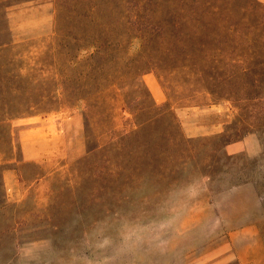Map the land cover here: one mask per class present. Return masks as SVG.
<instances>
[{
    "label": "rangeland",
    "instance_id": "1",
    "mask_svg": "<svg viewBox=\"0 0 264 264\" xmlns=\"http://www.w3.org/2000/svg\"><path fill=\"white\" fill-rule=\"evenodd\" d=\"M246 1L237 0L238 7ZM254 2L257 9L264 8L263 0ZM57 7L56 0H0V42L10 43L0 48V264H84L93 256L86 236L98 222L114 223L118 214L152 213L171 190L201 180L203 190L191 202L168 253L150 255L145 264H240L241 248L255 254L252 226H258L264 243V83L231 80L224 85L227 96L222 99L200 95L193 101H172L184 133L194 139L195 163L187 166L185 176L176 183L151 177L133 193L122 181L120 194L102 192L96 174L100 166L107 159L106 164L114 166L120 156L115 142L139 128L128 105H136L137 99L150 103L151 97L160 105L169 103L165 82L169 84L146 66L148 55H138L142 40L135 37L117 58L127 54L137 60L120 69L111 65L106 69L117 82L95 103L55 99L51 110H29L28 101L47 96L49 92H44L53 89L54 71L42 73L34 67L40 51L55 34ZM93 52L88 49L80 59ZM140 68L145 70L139 79L136 73ZM78 70L69 75L78 77L83 68ZM29 72L31 79L25 77ZM121 73L124 78H118ZM30 115L53 119L76 116L83 153L74 157L50 154L39 162L20 163L27 196L8 201L2 171L10 161L22 158L20 126L15 122ZM225 131L239 135L236 144L259 136L263 152L251 156L235 151L236 146L227 147L226 137L219 135ZM70 139L64 135L57 147H75V138ZM129 159L128 153L121 156L124 163ZM43 174L46 177L31 185V180ZM237 181L241 184H235ZM126 193H130L128 198ZM215 219L220 225L212 228Z\"/></svg>",
    "mask_w": 264,
    "mask_h": 264
},
{
    "label": "trees",
    "instance_id": "2",
    "mask_svg": "<svg viewBox=\"0 0 264 264\" xmlns=\"http://www.w3.org/2000/svg\"><path fill=\"white\" fill-rule=\"evenodd\" d=\"M56 2L55 34L40 51L34 67L42 73L54 71L53 89L44 92L50 96L28 101L29 110H51L62 99L95 103L117 82L106 69L110 65L120 69L137 60L127 54L117 58L135 37L142 40L138 55H148L146 66L169 84L165 82L169 103H156L146 88L150 103L137 99L136 105H128L139 128L115 142L120 159L114 166L106 164L108 159L100 166L96 174L102 192L118 195L123 188L119 184L125 182L133 193L151 177L176 183L185 176L187 166L196 159L194 139L184 133L172 101H193L200 95L222 99L227 96L224 85L231 80L264 83V8L257 9L254 0L240 7L237 0ZM1 5L6 7L4 1ZM9 44L1 41L0 48ZM88 49L94 52L80 59ZM80 68L78 77L69 75ZM143 70L138 69L137 78ZM25 75L31 79L30 72ZM123 76L121 73L118 78ZM60 93L63 97H56ZM219 135L226 137L225 145L239 139L228 131ZM127 153L130 159L124 163L121 156ZM202 174L212 177L206 171Z\"/></svg>",
    "mask_w": 264,
    "mask_h": 264
},
{
    "label": "clouds",
    "instance_id": "3",
    "mask_svg": "<svg viewBox=\"0 0 264 264\" xmlns=\"http://www.w3.org/2000/svg\"><path fill=\"white\" fill-rule=\"evenodd\" d=\"M203 184L201 180L174 188L152 213L118 214L114 223L98 222L86 236L93 256L84 264H145L150 255H166ZM219 225L215 219L211 227Z\"/></svg>",
    "mask_w": 264,
    "mask_h": 264
},
{
    "label": "crops",
    "instance_id": "4",
    "mask_svg": "<svg viewBox=\"0 0 264 264\" xmlns=\"http://www.w3.org/2000/svg\"><path fill=\"white\" fill-rule=\"evenodd\" d=\"M264 1V0H263ZM162 99V97H161ZM78 117V114H76ZM76 116H66L62 119L59 117H37L30 115L20 118V121L15 122V126H20L18 130V139L21 145V160H12L3 168L2 178L5 188V195L8 201L17 202L27 196L25 188L27 180L23 178V171L20 167L22 162H39L47 159L50 154H60L63 156H79L82 154V143L80 142V136L82 135V129H80V119ZM75 119L73 126L72 120ZM70 135L75 138L74 146L63 147L58 146V143L62 144L64 135ZM70 139V140H71ZM82 139V138H81ZM238 142L230 143L227 147L236 146L235 151H244L251 156H257L263 152V145L259 136L252 135L245 138L241 144ZM46 177V174L37 176L31 180V185L36 181H41ZM30 185V186H31ZM24 186V188H23ZM28 189V188H26ZM251 231L255 235L253 240L256 242V253L248 254L241 248L240 252V264H264V243L260 238V229L258 226H252ZM244 241V239H242ZM248 242V239H245Z\"/></svg>",
    "mask_w": 264,
    "mask_h": 264
}]
</instances>
